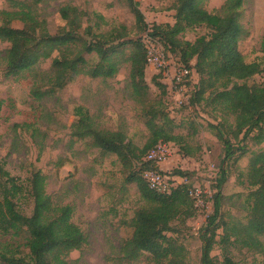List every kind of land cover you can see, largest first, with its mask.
<instances>
[{
    "label": "trees",
    "instance_id": "1",
    "mask_svg": "<svg viewBox=\"0 0 264 264\" xmlns=\"http://www.w3.org/2000/svg\"><path fill=\"white\" fill-rule=\"evenodd\" d=\"M208 0H174L173 24L166 27L154 24L151 35L159 36L164 45L180 56L188 66L195 60L193 68L199 76L191 102L222 111L234 117L233 137L243 142L248 136L257 144L264 143V81L248 83V80L263 71L260 62H248L240 50V42L249 35L242 23L244 0H225L218 11L205 8ZM137 24L149 29L145 15L136 0H128ZM13 10H0V41L10 44L5 57L7 75L22 71H34L43 60L53 57L47 72H34L31 95L36 100L53 96L64 89L78 75L91 78L114 77L123 63H130V85L134 99L140 104L149 130V138L143 147L136 145L121 130L101 128L91 112L83 107L76 108V121L72 134L76 138H91L94 146L106 154H115L127 171L125 182L135 183L145 206L138 209L129 225L133 232L121 246L123 259L138 261L148 254L154 264H189L187 250L169 232L178 233L176 223L186 224L197 215L198 208L190 196L194 184L188 173L176 169L174 175L186 177L188 181L174 187L171 193H159L151 189L144 178L148 169H157L153 162L144 160L146 153L158 142L181 143L175 133L177 125L162 101H151L146 81L147 49L143 37L129 38L125 25L113 27L96 35L91 26L81 31L84 13L76 6L60 8L66 24L53 34L47 21L38 16L32 6L15 2ZM103 18V17H102ZM15 20L23 27L13 26ZM206 27L209 32L194 41L180 35L188 29ZM147 33V32H146ZM85 35L92 37L89 40ZM264 53V36L261 42ZM95 53L99 60L92 64L86 54ZM158 79V76H157ZM191 79L187 84H191ZM163 93L166 85L158 82ZM167 96L169 93L167 91ZM3 101L0 100V110ZM225 148L215 194L214 212L209 216L201 239L202 264H235L230 247L237 246L264 253L261 236L264 235V148L253 152L247 170V181L253 188L245 200L247 222L234 221L222 225L223 234L217 240L221 226L218 219L221 199L228 169L225 163L234 159L236 153H246L244 145L236 148L226 136L220 124L209 123ZM183 142V141H182ZM184 156H193L187 144L181 145ZM238 157H235L237 159ZM47 177L42 171L34 172L29 191L34 200L31 215L22 213L15 199L24 191V184L12 176L0 161V235L23 237L28 248L26 255L13 252L0 243V261L3 264H69L68 256L80 250L88 238L73 220L75 208L71 204H58L46 191ZM222 246L223 259L212 256L214 244Z\"/></svg>",
    "mask_w": 264,
    "mask_h": 264
},
{
    "label": "rangeland",
    "instance_id": "2",
    "mask_svg": "<svg viewBox=\"0 0 264 264\" xmlns=\"http://www.w3.org/2000/svg\"><path fill=\"white\" fill-rule=\"evenodd\" d=\"M136 1L149 28L154 24L166 27L175 22V10L172 9L174 0ZM15 2L32 6L38 16L47 21L48 29L53 34L66 24L60 8L68 4L78 7L85 14L82 32L91 26L96 35L121 25L127 27L129 38L144 37L147 32L137 24L128 0H0V10L15 9ZM224 2L208 0L205 8L218 11ZM242 11V23L249 35L240 42V50L248 62H260L263 68L248 83H261L264 81V53L261 49L264 0H244ZM23 25L20 20L13 22L15 27ZM208 32L206 27L198 26L188 29L180 37L194 41ZM85 37L92 39L89 35ZM160 42L166 64L161 70L146 67L149 97L151 101L163 102L165 111L177 125L175 133L181 137V143L174 142L176 150L162 167L171 175L176 169L186 171L205 199V206L198 207L195 217L183 225L177 222L178 233L169 232L168 235L185 246L189 264H202L201 234L214 212L216 187L225 159L224 144L216 137L209 123L220 124L234 146L238 148L244 145L246 151L241 156L238 151L237 159L234 157L225 163L228 178L221 189L222 205L218 219L221 227L217 230V240L223 234V224L247 222L248 212L244 205L253 188L246 174L253 152L263 149L264 143L257 144L252 139L256 131L241 142L243 134L240 139L233 137L235 120L232 115L191 102L199 81L195 68L190 90L186 93L187 100L177 105L171 95L167 96L173 73L182 62L176 52ZM9 47V43L0 41V100L3 101L0 110V161L25 186L15 199L17 208L26 215L32 214L34 200L29 183L34 172L40 170L47 177V193L58 204L74 206L72 220L88 238L82 249L70 253L69 264H154L147 257L148 254L138 261H127L121 253L123 242L133 232L130 221L136 211L145 206L137 185L125 182L127 171L117 155L102 152L93 145L91 138L79 139L72 134V124L77 119L76 108L83 106L91 112L101 128L121 130L139 147L147 143L150 134L141 106L132 95L130 63H123L118 73L107 79L78 75L55 95L36 100L31 95L34 72L49 71L57 52L52 58L41 61L34 71L7 75L5 57ZM86 57L92 64L99 60L95 53L86 54ZM191 64L194 66L195 60ZM158 82L166 85V93L161 91ZM182 143L191 147L193 156L183 155ZM261 241L264 244V235ZM0 243L20 255L28 252L23 237L0 235ZM230 250L235 264H264V253L237 246L230 247ZM211 254L222 260L221 244H214ZM0 264L3 263L0 261Z\"/></svg>",
    "mask_w": 264,
    "mask_h": 264
},
{
    "label": "built area",
    "instance_id": "3",
    "mask_svg": "<svg viewBox=\"0 0 264 264\" xmlns=\"http://www.w3.org/2000/svg\"><path fill=\"white\" fill-rule=\"evenodd\" d=\"M152 30V27H150L143 37V42L147 49V66L161 70L166 64L162 52L163 46L158 37L151 35L150 32ZM193 73L194 68L192 64L188 66L183 63H180L179 67L174 71L168 93L172 96L177 105L187 100L186 93L190 90L187 82L192 78ZM172 108L173 107H171V109ZM175 147L176 144L174 142L160 141L145 155L144 160L153 162L157 169L146 170L144 172V178L149 187L159 193H171L174 187L188 181L186 177L171 175V173H168V171L162 167V164L166 163L175 152ZM190 196L194 200L197 208L205 206V199L200 189L192 186L190 189Z\"/></svg>",
    "mask_w": 264,
    "mask_h": 264
}]
</instances>
